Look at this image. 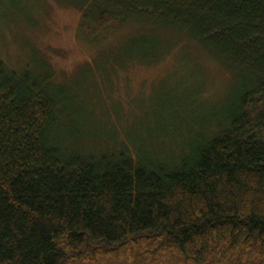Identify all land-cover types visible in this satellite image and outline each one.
<instances>
[{"label":"trees","instance_id":"trees-1","mask_svg":"<svg viewBox=\"0 0 264 264\" xmlns=\"http://www.w3.org/2000/svg\"><path fill=\"white\" fill-rule=\"evenodd\" d=\"M79 1V41L132 31L110 66L158 65L162 32L239 88L171 166L67 151L46 71L0 61V264H264V0Z\"/></svg>","mask_w":264,"mask_h":264},{"label":"rangeland","instance_id":"rangeland-1","mask_svg":"<svg viewBox=\"0 0 264 264\" xmlns=\"http://www.w3.org/2000/svg\"><path fill=\"white\" fill-rule=\"evenodd\" d=\"M79 2L0 0V61L15 71H46L60 111L50 137L67 151L128 150L173 166L239 86L195 44L162 32L171 51L158 65L110 66L106 53L132 31L106 33L95 45L79 41L80 10L69 5Z\"/></svg>","mask_w":264,"mask_h":264}]
</instances>
